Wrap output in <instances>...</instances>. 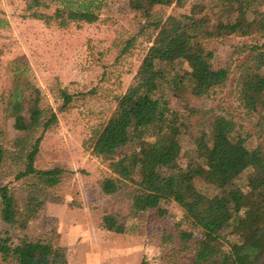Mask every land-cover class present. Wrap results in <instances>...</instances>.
I'll return each mask as SVG.
<instances>
[{
    "label": "trees",
    "instance_id": "1",
    "mask_svg": "<svg viewBox=\"0 0 264 264\" xmlns=\"http://www.w3.org/2000/svg\"><path fill=\"white\" fill-rule=\"evenodd\" d=\"M174 4L184 5L129 0L139 30L121 54L130 53L138 37L149 47L127 91L92 130V153L110 172L101 192L129 201L135 218L151 214L164 221V205L181 208L192 226L167 232L163 264H264V0H215L208 10L194 4L189 14L167 15ZM109 8L108 0H32L27 7L30 17L62 30L94 24ZM232 37L251 42L236 46V62L220 65L216 45ZM31 74L26 57H19L0 94L5 121L22 134L8 139L0 128V175L8 179L0 184V264H68L66 247L29 230L42 208L62 200L58 191L70 174L37 167L43 140L59 114L76 109L85 95L57 85L54 106ZM232 83L245 124L214 109L186 113L178 101L185 91L203 95ZM182 159L189 168H182ZM102 226L126 231L114 214H104Z\"/></svg>",
    "mask_w": 264,
    "mask_h": 264
},
{
    "label": "rangeland",
    "instance_id": "2",
    "mask_svg": "<svg viewBox=\"0 0 264 264\" xmlns=\"http://www.w3.org/2000/svg\"><path fill=\"white\" fill-rule=\"evenodd\" d=\"M108 1L110 8L102 11L96 23L72 24L62 30L55 24L47 25L30 17L27 7L32 0H0V94L11 83L9 65L25 56L33 82L54 106L52 89L57 85L85 95L76 109L59 114L58 126L43 140L37 167H59L70 174L58 191L62 200L41 209L30 223L29 234L42 235L66 247L68 264H163L168 253L167 232L176 227L190 230V220L174 203L164 205V221L151 214L132 217L129 201L101 192V181L110 172L91 150L93 128L110 115L117 104L116 97L127 91L149 47L143 37H138L134 49L121 54L124 43L137 35L138 20L128 8L129 0ZM214 2L183 0V7L174 4L166 8V13L189 14L194 4L208 10ZM249 42L250 39L232 37L217 44L219 64L236 62L239 58L234 57L236 46ZM178 101L186 113L191 109H214L220 116L236 118L245 124L233 83L203 95L185 91L184 98ZM205 123L211 132L215 131L211 119ZM11 125L12 122L5 121L0 107V128L8 139L21 137ZM180 164L183 169L189 168L187 159H182ZM6 174L0 175L1 185L8 182ZM249 176L250 172L243 175L239 183L245 185ZM194 182L204 188L201 179L195 178ZM107 213L119 216L126 226L124 234L103 228L102 218ZM3 228L0 216V231Z\"/></svg>",
    "mask_w": 264,
    "mask_h": 264
}]
</instances>
